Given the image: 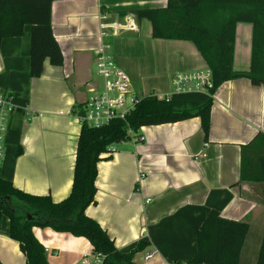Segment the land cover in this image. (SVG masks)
<instances>
[{
    "label": "crops",
    "instance_id": "obj_1",
    "mask_svg": "<svg viewBox=\"0 0 264 264\" xmlns=\"http://www.w3.org/2000/svg\"><path fill=\"white\" fill-rule=\"evenodd\" d=\"M165 3L54 0L51 28L63 63L53 66L45 59L39 77H31L28 71L29 26H24L20 36L2 39L0 90L9 94L15 105L33 112L28 116L18 111L10 118L2 177L23 191L47 194L54 201L67 196L80 129L73 112L101 86L99 77L93 75V61L102 43L128 75L137 96L139 92L143 96L164 95L171 91L174 73L208 68L192 41L154 38L150 22L132 13ZM101 14L106 15L107 23L116 25L105 29L104 37L100 35ZM251 46L252 24L236 22L234 69L248 70ZM47 108H53V113ZM45 123L50 127H44ZM258 133H264V84L254 85L245 77L224 81L213 93L206 137L200 118L191 117L141 126L133 137L104 155L97 163L96 202L88 205L85 213L100 224L120 251L146 242L134 256L138 264L191 259L196 232L212 209L225 218L245 220L249 230L256 220L262 236L264 185L240 180L241 148ZM8 228L9 220L2 215L0 262L26 264ZM32 232L44 247L49 264H78L83 253L92 251L84 237L50 228L33 227ZM147 252L152 256L144 260ZM244 261L254 263L248 255Z\"/></svg>",
    "mask_w": 264,
    "mask_h": 264
},
{
    "label": "trees",
    "instance_id": "obj_2",
    "mask_svg": "<svg viewBox=\"0 0 264 264\" xmlns=\"http://www.w3.org/2000/svg\"><path fill=\"white\" fill-rule=\"evenodd\" d=\"M54 0H0V45L2 39L20 36L29 26V75L39 77L45 59L53 66L63 55L51 28ZM151 24L154 38L192 41L205 60L212 78L207 92L173 93L159 99L141 96L125 119L100 126L80 124L73 165L72 185L63 199L23 191L0 174V217L9 220V237L18 242L26 264H49L46 251L32 232L50 228L86 238L102 264H138L134 256L146 246L139 241L129 251H120L113 239L85 210L94 204L97 163L111 154V146L133 137L141 126L173 123L199 117L206 137L215 89L224 81L245 77L264 84V0H166L164 6L132 11ZM238 21L252 24L251 58L248 70L233 68L234 28ZM136 137V135H135ZM140 139V136L137 137ZM240 180L264 185V133H258L241 148ZM249 230L245 220L228 219L209 210L196 232V250L191 261L207 264H239ZM0 264H2L0 262ZM255 264H264V225Z\"/></svg>",
    "mask_w": 264,
    "mask_h": 264
},
{
    "label": "built area",
    "instance_id": "obj_3",
    "mask_svg": "<svg viewBox=\"0 0 264 264\" xmlns=\"http://www.w3.org/2000/svg\"><path fill=\"white\" fill-rule=\"evenodd\" d=\"M103 24L100 35H107L105 29L115 25L106 22V15L101 14ZM128 23V21H127ZM116 26V25H115ZM133 26L128 23V28ZM107 45L102 43L94 54V68L101 78V86L93 89L84 102L79 106L74 115L79 124L100 126L114 119L124 120L133 109L140 96L133 93L128 75L118 66L113 56L107 51ZM212 87V78L209 68L177 72L171 76V91L164 95H155L157 98H169L173 93L207 92ZM22 111L30 116L33 112L26 106L18 107L12 101L9 94L0 90V169L5 154V136L9 130L11 116ZM132 135V130H128ZM115 146H111L114 150ZM204 155V153H202ZM149 201V199H147ZM152 254L147 252L143 259L150 258ZM78 264H102L101 256L93 253H83ZM168 264H207L191 260L172 261Z\"/></svg>",
    "mask_w": 264,
    "mask_h": 264
},
{
    "label": "rangeland",
    "instance_id": "obj_4",
    "mask_svg": "<svg viewBox=\"0 0 264 264\" xmlns=\"http://www.w3.org/2000/svg\"><path fill=\"white\" fill-rule=\"evenodd\" d=\"M93 75H94L95 78L99 77V76H97L94 67H93ZM99 79L101 80L100 77L98 78V80ZM131 88L133 90V93H135L134 87H131ZM138 96H143V95H141V93L139 92ZM51 106L52 105H50L49 107H51ZM55 109L57 110L58 107H55ZM45 110H48V111H50L52 113L54 111L53 108H47ZM44 127H48L49 128L50 124H46L45 123ZM260 241H261V226L258 224V222L256 220H254L251 223V228H250V230L248 232V235H247V238H246V241H245V245H244V248H243V254H242V255L245 256V258H246L247 255H248L249 259L252 260V258H253V260H254L253 264H255V257L257 255V251H258V248H259V245H260ZM244 256L242 257L241 264H247L246 261H244Z\"/></svg>",
    "mask_w": 264,
    "mask_h": 264
}]
</instances>
